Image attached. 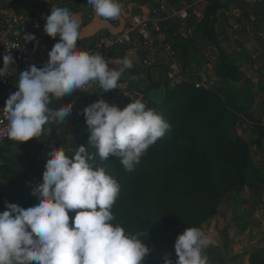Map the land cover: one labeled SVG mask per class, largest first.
<instances>
[{
	"label": "clouds",
	"instance_id": "1",
	"mask_svg": "<svg viewBox=\"0 0 264 264\" xmlns=\"http://www.w3.org/2000/svg\"><path fill=\"white\" fill-rule=\"evenodd\" d=\"M88 4L105 20L121 15L120 0H88ZM45 20L44 33L53 39L59 36V41L42 68L32 65L19 74L18 90L0 108L8 138L19 143L39 138L46 124L67 121L72 103L53 109L50 105L54 99L83 90L93 81L103 92L117 89L124 71L133 66L124 58L118 61L119 67L110 68V61L100 52L78 49L81 23L69 8L54 5ZM23 39L33 41L35 36L26 34ZM14 64L10 52L3 55L0 77H5ZM83 114L90 132L88 146L96 153H89L84 145L74 152L70 148L51 149L42 182L33 189L37 202L26 209L6 202V210L0 212V264H142L149 254L143 231L129 232L113 223L112 208L121 185L92 161L94 155L102 161L112 156L126 171H133L171 125L140 99L131 100L122 110L98 99L86 106ZM70 211L75 212L71 226ZM211 245L205 232L186 228L175 240L174 264H209L206 250ZM164 264L173 261L166 255Z\"/></svg>",
	"mask_w": 264,
	"mask_h": 264
},
{
	"label": "rangeland",
	"instance_id": "2",
	"mask_svg": "<svg viewBox=\"0 0 264 264\" xmlns=\"http://www.w3.org/2000/svg\"><path fill=\"white\" fill-rule=\"evenodd\" d=\"M242 86L241 83L239 86L230 84L228 88L216 86L212 93L203 90L197 93L190 89L171 103L165 101L166 94L161 96L154 92L151 98H147L150 99L147 102L149 106L171 125V129L162 137L163 140L176 142L185 122L191 125L193 133L192 138L189 135L184 137L185 146L175 157L179 162L174 160L160 166L159 174L150 173V177H161L164 180V189L151 196L150 204L134 211L127 210V215H123L121 207L112 210L116 218L113 223L121 224L129 232L145 233L144 240L151 250L142 264H164L166 255L174 264L177 259L175 240L188 227L199 228L212 240V245L206 250L209 264H250L237 250L235 238H240L237 234L251 224L254 218H249L246 211L254 210L261 202L260 194L264 191V184L258 182L259 178L248 181L253 176L248 173L251 171H256L255 175L264 176V121L255 118L249 113V108L244 109L242 106L245 105L246 97L237 92ZM242 98L243 102H240ZM126 106L119 108L122 110ZM84 118L83 113L73 109L63 127L57 126L60 132L51 140L53 147L70 148L74 152L78 146L84 145L89 153L95 154L96 149L88 146L89 140L83 133L85 125L81 121ZM201 139H204L205 144ZM48 144L45 141L43 151L23 147L13 149L4 156L7 160L0 162V174L5 176L4 182L0 183V212L6 210V202L25 209L37 202L33 189L42 182L46 160L53 148ZM191 154L196 159L215 156L211 163L215 168H211L208 174L198 173L197 182L201 186L199 193L185 196L183 182L176 176L179 171H185L190 166L186 159ZM92 162L95 166H106V173L112 176V156L102 161L98 155H94ZM167 168L170 170L167 171ZM173 189H176L178 195L172 196ZM235 203L241 204L242 213L239 217H243L236 228L231 224L235 217ZM74 215V211L69 212L70 226ZM241 239L245 240V237ZM238 242L242 245V241Z\"/></svg>",
	"mask_w": 264,
	"mask_h": 264
},
{
	"label": "crops",
	"instance_id": "3",
	"mask_svg": "<svg viewBox=\"0 0 264 264\" xmlns=\"http://www.w3.org/2000/svg\"><path fill=\"white\" fill-rule=\"evenodd\" d=\"M9 0H0V11ZM122 9L128 13L133 9H140L149 14L152 7L160 11L162 30L153 34L152 38L143 41L137 35L133 36L130 45L114 46L110 50L109 67H119L118 61L126 58L132 62V68L126 69L118 81L117 89L103 92L98 82H90L83 90H76L61 100L54 99L50 105L57 109L62 104L72 103V110L83 109L103 99L110 105H128L131 100L151 98L156 92L165 95L166 90L179 84L196 83L204 80L218 83L227 80L229 84L242 87L244 91L254 92L253 102L249 113L264 121V91L258 90L264 82V0H120ZM67 7L77 14L81 28L93 17L94 10L88 0H37L27 10L42 21L40 31L41 49L48 54L59 36L55 39L47 36L43 29L45 17L53 6ZM186 7L189 12L187 19L171 16V12ZM127 19V18H126ZM118 25V18L110 20ZM89 39L79 40L77 47L84 50L90 43ZM170 45L166 50L165 46ZM175 69L178 73L168 78L167 73ZM237 72L238 80L232 81L231 74ZM244 82V83H243ZM103 92V93H102ZM150 95V96H149ZM159 96V97H161ZM243 97V96H242ZM243 102V98L242 101ZM77 117V116H76ZM85 117V116H84ZM80 122V121H79ZM77 125L80 126V123ZM85 124V118L81 121ZM64 123H50L44 126L39 138L27 142H17L9 139L0 149V162L6 161L8 153L13 149L27 147L33 151L45 150V141L53 147L51 140L60 131ZM82 127V126H81ZM63 139V138H61ZM41 144V145H40ZM260 201L254 210H247L249 218H254L251 224L238 233L236 247L247 258L250 264H264V191L260 194ZM240 203L233 208L234 228L243 219L239 217ZM241 237H245L242 240ZM238 241H242V245Z\"/></svg>",
	"mask_w": 264,
	"mask_h": 264
},
{
	"label": "built area",
	"instance_id": "4",
	"mask_svg": "<svg viewBox=\"0 0 264 264\" xmlns=\"http://www.w3.org/2000/svg\"><path fill=\"white\" fill-rule=\"evenodd\" d=\"M36 1L9 0L0 11V68L3 67V55L10 52L15 59V64L10 66L9 73L5 77H0V108L5 106L9 95L18 90V76L22 71L32 65L42 68L48 62V54L43 53L41 49L42 21L27 10ZM171 16L184 20L188 18L189 12L184 7L172 11ZM162 26V17L158 9L152 7L147 14L135 8L126 19L125 26L120 33L111 34L102 30L90 38V43L84 50L100 52L105 59H108L112 47L130 45L134 35L147 41L152 38L153 34L160 33ZM26 34L34 35L35 40L25 41L23 36ZM165 49L169 50L170 45H166ZM177 73V70L172 69L168 71L167 77L173 78ZM203 82L204 80L196 82L195 87H199ZM8 139L7 122L3 110L0 109V148Z\"/></svg>",
	"mask_w": 264,
	"mask_h": 264
},
{
	"label": "trees",
	"instance_id": "5",
	"mask_svg": "<svg viewBox=\"0 0 264 264\" xmlns=\"http://www.w3.org/2000/svg\"><path fill=\"white\" fill-rule=\"evenodd\" d=\"M230 79L232 81L238 80L237 72H235V74H231ZM223 80V82H218L215 84L204 81L203 84H201L199 87H195V82L179 84L167 89L164 99L165 101L171 103L176 101L178 96L182 95L186 90L191 89L196 91L197 93L203 90L205 92L212 93L214 89H216V86H222L227 88L230 87V84L227 82V80ZM258 90L264 91V82H261V86L258 87ZM242 96L246 97L245 105L242 106L244 107V109L250 108V105L253 102L254 92L251 91V89L249 88L244 91ZM149 100L142 99L141 101L144 102L147 107L151 108L147 103ZM232 117H234V119H237L236 116ZM84 125L85 126L83 127V133L87 135L85 138L89 140L90 132L86 123ZM218 131H220V125ZM188 132H190V134H188ZM192 133L193 130L191 128V125L188 122H185V126L179 130L176 142L168 143L162 138L158 139L152 146L148 148L147 152L141 157L140 162L135 166L133 171H126L121 165L119 159L112 157L114 163L112 162L113 168L112 170H110V172H112V176L121 185L120 195L117 198L115 204L113 205L112 210H114V208L119 209L121 207L123 209V215H127V210L134 211L135 209H138L139 207L148 204L151 201V196L154 193H156L157 191L160 193L164 189V180L161 177L154 179V177L149 176L150 173L154 172L155 174H159L161 172L160 166L172 163L174 162V160L179 162L180 160L175 159V157H178V153L185 146L184 137L186 135H189V138H192ZM8 140L5 142V144L8 142ZM201 142L205 144L204 139H201ZM29 145H33V142L29 141ZM214 159L215 156H212L211 158L209 155L202 159H196L193 154H191V156L186 159V163H189L190 166L186 167L185 171H179L180 173L178 174V176H176V178H180V180H182L183 182V193L185 196H194L199 193L201 186L197 182V174H208L211 168H215L211 164ZM103 167L106 166L103 165ZM168 170L170 169L167 168V171ZM255 172L256 171L248 172L249 175L250 173L253 175L251 176V178L248 179V181L250 182L251 179L257 180V178H259L258 182L264 184V176H260L259 174V176L255 175ZM4 177V175L0 174V183L4 182ZM259 190L258 193L260 192ZM171 193L173 194L172 196L178 195L176 189L171 190ZM262 263H264V259H262Z\"/></svg>",
	"mask_w": 264,
	"mask_h": 264
},
{
	"label": "water",
	"instance_id": "6",
	"mask_svg": "<svg viewBox=\"0 0 264 264\" xmlns=\"http://www.w3.org/2000/svg\"><path fill=\"white\" fill-rule=\"evenodd\" d=\"M130 14H131V8H129L128 13H126L122 9L121 15L118 18L119 21L118 25H113V23H111L110 20H105L101 17H98L94 12L91 20L81 28V36L79 40L89 39L102 30H106L111 34L120 33L125 26L126 18H128Z\"/></svg>",
	"mask_w": 264,
	"mask_h": 264
}]
</instances>
